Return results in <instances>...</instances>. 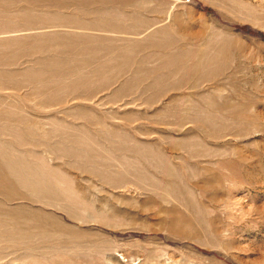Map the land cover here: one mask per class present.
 Instances as JSON below:
<instances>
[{
  "label": "rangeland",
  "instance_id": "374dc122",
  "mask_svg": "<svg viewBox=\"0 0 264 264\" xmlns=\"http://www.w3.org/2000/svg\"><path fill=\"white\" fill-rule=\"evenodd\" d=\"M0 264H264V0H0Z\"/></svg>",
  "mask_w": 264,
  "mask_h": 264
}]
</instances>
